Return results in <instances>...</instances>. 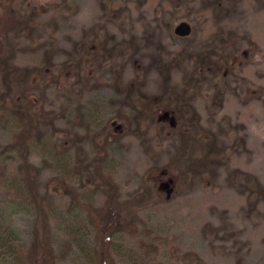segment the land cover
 <instances>
[{
  "label": "rangeland",
  "instance_id": "1",
  "mask_svg": "<svg viewBox=\"0 0 264 264\" xmlns=\"http://www.w3.org/2000/svg\"><path fill=\"white\" fill-rule=\"evenodd\" d=\"M32 193L61 264L102 236L117 264H264V0H0V227L29 246Z\"/></svg>",
  "mask_w": 264,
  "mask_h": 264
},
{
  "label": "trees",
  "instance_id": "2",
  "mask_svg": "<svg viewBox=\"0 0 264 264\" xmlns=\"http://www.w3.org/2000/svg\"><path fill=\"white\" fill-rule=\"evenodd\" d=\"M4 106L12 112L15 111L14 103L5 100ZM33 195L35 199H38L33 246H29V243L22 239L21 233L15 227L5 226L2 223L3 225L0 227V260H7V262L14 264H61L64 252L62 253L60 248L57 247V240H59V236L63 237L65 235L60 234L57 230L58 227H54L57 219L46 211L44 199L39 194H37V198L35 194ZM90 215L92 218L97 219L95 220L97 224L101 222L99 212L90 210ZM79 249H81L80 253L86 252L83 246ZM111 249V242L102 236L93 255L82 261L81 264H117L109 253Z\"/></svg>",
  "mask_w": 264,
  "mask_h": 264
},
{
  "label": "water",
  "instance_id": "3",
  "mask_svg": "<svg viewBox=\"0 0 264 264\" xmlns=\"http://www.w3.org/2000/svg\"><path fill=\"white\" fill-rule=\"evenodd\" d=\"M175 32L176 34L180 36H187L191 33V26L189 23L183 21L176 26ZM166 116H167V113H166Z\"/></svg>",
  "mask_w": 264,
  "mask_h": 264
}]
</instances>
